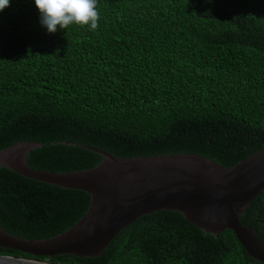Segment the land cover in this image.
<instances>
[{
  "label": "trees",
  "instance_id": "obj_1",
  "mask_svg": "<svg viewBox=\"0 0 264 264\" xmlns=\"http://www.w3.org/2000/svg\"><path fill=\"white\" fill-rule=\"evenodd\" d=\"M98 26L48 33L34 0L0 12V152L43 143L31 168L74 172L103 157L194 154L234 167L264 148V0H96ZM91 196L0 168V227L27 240L75 225ZM264 243V189L242 215ZM47 264H264L232 231L175 211L138 218L97 258Z\"/></svg>",
  "mask_w": 264,
  "mask_h": 264
},
{
  "label": "water",
  "instance_id": "obj_2",
  "mask_svg": "<svg viewBox=\"0 0 264 264\" xmlns=\"http://www.w3.org/2000/svg\"><path fill=\"white\" fill-rule=\"evenodd\" d=\"M103 157L96 167L74 172L40 171L28 155L44 147L19 142L0 152V168L25 178L91 196L86 214L64 233L50 239L27 240L0 227V247L35 257L73 255L97 258L112 240L138 218L159 211H175L206 232L219 236L229 230L246 253L264 263V243L242 215L264 189V148L234 167L222 166L194 154L120 158L90 146ZM0 264H47L0 256Z\"/></svg>",
  "mask_w": 264,
  "mask_h": 264
},
{
  "label": "clouds",
  "instance_id": "obj_3",
  "mask_svg": "<svg viewBox=\"0 0 264 264\" xmlns=\"http://www.w3.org/2000/svg\"><path fill=\"white\" fill-rule=\"evenodd\" d=\"M10 3L11 0H0V12ZM34 3L40 13V24L48 33L73 24L87 26L90 31L98 26L96 0H34Z\"/></svg>",
  "mask_w": 264,
  "mask_h": 264
}]
</instances>
